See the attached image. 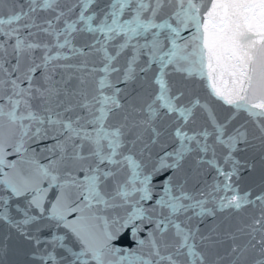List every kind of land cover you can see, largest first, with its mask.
<instances>
[{"label": "snow or ice", "instance_id": "obj_1", "mask_svg": "<svg viewBox=\"0 0 264 264\" xmlns=\"http://www.w3.org/2000/svg\"><path fill=\"white\" fill-rule=\"evenodd\" d=\"M0 264H264V0H0Z\"/></svg>", "mask_w": 264, "mask_h": 264}]
</instances>
